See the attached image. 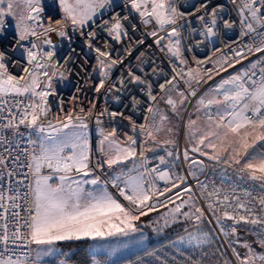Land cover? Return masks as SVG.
Here are the masks:
<instances>
[{"label":"snow or ice","instance_id":"obj_1","mask_svg":"<svg viewBox=\"0 0 264 264\" xmlns=\"http://www.w3.org/2000/svg\"><path fill=\"white\" fill-rule=\"evenodd\" d=\"M232 2L238 5L237 11L243 29L241 37L255 33L252 44L245 45L247 53L243 49L234 50V57L237 58L235 63L238 64L247 59L248 54L264 53V0ZM53 3H57V0H53ZM5 4L6 7H0V29L5 26V18L12 17L16 21L17 46L30 37L37 40L44 37L43 42L51 45V40L47 38L48 33L55 32L60 37H65L68 24H71L74 30H83L95 16L111 6L112 0H58L62 18L50 20L47 26L42 23L44 9L41 0H0V6ZM129 6L131 12L138 14L141 23L145 26L154 25L148 35L156 37L155 43L161 46L162 50L166 48L167 53L180 65H186L187 60L181 52V31L178 27L181 21L186 20V14L179 10L175 0H125V7ZM196 12L204 13L198 16L203 26L201 34H206L208 38L214 37L217 34L218 10L212 9L209 12L207 5L202 4ZM128 19V15H112L110 20H105L99 27L119 43L122 37L127 38L122 20ZM223 26L230 29L233 24L224 20ZM135 30L133 25V31ZM96 35L95 31L89 32L86 43L97 54L101 79L96 91L99 92L105 87L109 70L123 61L112 58L109 51L94 47L91 41L96 39ZM165 40L167 43L162 44ZM137 43L143 44L144 41L139 40ZM31 47L37 49L39 46L33 42ZM108 47L105 42V48ZM25 51L27 62L32 67L25 68L26 75L20 77L10 74L5 63L6 53L0 51V146H7L4 149L6 155L0 153V264H41L44 258L56 256L60 252L55 247L57 242L85 239L103 241L128 237L139 231L136 221L156 210L155 205L151 203L154 198L166 196L173 189H179L185 182L184 176H177L176 181H173L169 172L153 168L150 172L156 174L155 179L170 187L161 191L154 181L149 183L146 179L149 170L139 171L143 165L136 164L135 161L139 158L146 162L145 150L153 149H144V145L138 149L137 139L131 135L122 143L116 138V129L109 132L103 129L99 131V152L103 158L97 160L93 166L87 132V117L93 114L92 110H88L87 117L68 112L63 119L57 117L55 124L47 119L50 113L48 97L54 95L50 91L51 79L56 73H49L45 69L49 66L56 67L49 64L53 52H34L30 49ZM38 57H46V60L41 62ZM232 59L233 57H228L223 63L233 67ZM204 63L205 61H196L197 65ZM216 63L221 65L222 70H227L223 68L221 61ZM258 66L259 76L253 79L257 76L255 70ZM250 67L251 72L245 71L223 79L212 90V95L206 93L197 99L195 111L203 114L204 126L197 127L200 115H197L196 119H189L185 138L188 139L190 134L192 153L206 157L207 160L222 166L224 170L231 169L238 180L246 181L250 188L260 191L258 194H254V191L245 192V199H241L235 194V190L221 195V189L213 187L208 191L207 185H202V195L207 192L204 207L194 202L192 195L186 200L181 199L178 204L173 197H167L168 202L175 204V207L169 210L172 220L176 221L182 216L197 228L196 232L189 233L187 237H179L175 243L197 248L209 243V234L199 229L204 221L214 220L224 235L227 236L230 229L231 235L236 238L234 243L239 242L238 225L242 223L259 226L257 243L264 249V63L256 61L251 63ZM143 70L140 68V71ZM152 71L155 73L156 69L153 68ZM173 71V78L159 87L160 91L165 93L161 99L173 114H178V105L183 106L188 96L197 95V90L192 85L200 84L204 80V70L189 67L187 71H178L176 68ZM41 77L46 80L42 82ZM127 78L132 85H146L149 99L157 100L156 95L152 93V85L131 69L127 72ZM177 78L184 79V84L190 89L187 94L177 89L174 83ZM211 78V75H208V79ZM120 84L123 86L125 80L122 79ZM172 92H176L178 100L170 95ZM21 98H26L28 102L24 103ZM12 109H15V112ZM147 111L153 114L152 122L140 125L123 116V113L111 112L110 115L113 118L119 115L128 120L134 133L139 128L140 134L145 138V144L151 140L153 144L161 146L174 145L175 139H166L161 143L157 138L169 117L162 112L155 113L151 107ZM80 112L84 113L85 110L81 108ZM105 114L108 113L105 111L99 115ZM156 115H159L158 121ZM148 119L146 116L145 120ZM96 122L98 125L101 123L99 116ZM21 126L34 131L40 139H29V147L13 155L11 146L17 135H23L20 132ZM5 132L10 133L11 138L4 135ZM168 132L171 133L172 129L169 128ZM167 154L171 156L172 152L168 151ZM184 159L191 160V165H201L203 170L204 162L190 157L189 150L184 152ZM129 161H133V166L125 171L123 166ZM160 162L164 163L163 157H160ZM17 166L27 170L18 172ZM105 166L109 175L102 181L96 169L103 170ZM18 175L24 179H17ZM189 175L195 176L196 173L190 171ZM25 180L28 183L26 190L22 192L21 187ZM108 183L116 189V195L108 190ZM183 192L191 193L192 189L184 187ZM117 196L127 203H123ZM176 196L180 197L181 193L177 192ZM185 208L189 210L184 211ZM225 221L232 222L227 229ZM167 223L165 219V224ZM240 246L247 251L241 257L235 248L232 249L237 264H264V252H257L247 241ZM18 249L20 251H17ZM60 264H65V261L61 260ZM92 264L104 262L94 259ZM192 264L201 262L193 260ZM225 264L230 262L225 261Z\"/></svg>","mask_w":264,"mask_h":264},{"label":"built area","instance_id":"obj_2","mask_svg":"<svg viewBox=\"0 0 264 264\" xmlns=\"http://www.w3.org/2000/svg\"><path fill=\"white\" fill-rule=\"evenodd\" d=\"M175 2L179 10L186 14V20L181 21L178 25L181 31V36L179 37L181 40L180 47L183 57L187 60L186 65H180L174 57L167 53L166 48L162 50L161 46L155 43L156 37L148 35V33L153 30L154 25L149 24L145 26L141 23L138 14L131 12L130 6L128 8L125 7V0H113L111 6L107 7L111 9L110 12L99 17L95 23L91 24L85 30L83 35H74L70 27L67 26L65 28L66 36L62 37L61 43L58 45L45 44L43 42L44 37H41L39 40L30 37L17 46V36L6 27L0 29V51L6 53V66L10 74L14 76H24L26 75L24 69L32 67L27 62V53L25 49L43 53L47 51L53 52V57L49 64H54L56 67L49 66L45 70L49 73L51 71L55 72L59 81L62 82V85L59 89H54V80L51 79L52 88L50 91L53 92L54 95L48 97L50 113L47 119L55 124L57 117L63 119L68 112L82 114L87 117L88 110H92L93 114L87 117V132L93 166H95L97 160H102L103 158L99 152V141L101 137L98 133L101 129L105 132L116 129V138L122 143L126 142L128 136H134L137 139L136 147L139 149L141 145H144V149H146V144L144 143L145 138L140 134L139 128H137L134 133L132 125L128 120L119 115L113 118L110 113H123V116L131 118L133 122L140 125L152 122L153 114L147 111L149 107L153 108L155 113H159V105L166 106L170 110L169 106L161 99V97L165 96V93L160 91L159 86L173 78L175 75L173 71L174 68L178 71L181 69L187 71L189 67H199L204 70V80L200 84L193 83V88L197 90V95L195 97L188 96L187 98L189 100V106H191L208 87H214L219 84L222 79L237 75L238 73L245 71L251 72V63L256 61L264 63V53H255L254 55L248 54L247 59L241 60L238 64L235 63V59L237 58L234 57V50L243 49L247 53L245 45L252 44V38L255 36V33L241 37L240 33L243 29L241 28L240 17L237 11L238 5L234 4L232 0H175ZM202 4L207 5L209 12L212 9L218 10L217 34L212 38H208L206 34H201L203 32V26L198 16L204 13H197L196 9ZM112 15L129 16L128 20H122L128 34L127 38L122 37L119 43L112 40L108 33L101 30L99 27L105 20H110ZM58 19H61L60 15L54 12H42V23L45 26L48 25L50 20ZM224 20L230 21L233 27L230 29L224 28ZM133 25L136 27L135 31H133ZM38 31H42V29H38ZM92 31H95L97 34L96 39L91 41L94 47L109 51L112 58H119L123 61L122 64L114 66L109 70L105 87L99 92L96 91V87L99 85L101 79L97 67V54L94 50L90 49L86 43L87 35ZM56 34L55 32L48 33L47 38L50 39ZM159 34L166 35L165 33ZM139 40H143L144 43H137ZM33 42L39 46L37 49H32L31 45ZM105 42L108 43V48H105ZM166 43L167 40L162 42V44ZM62 49H64V51H62ZM129 51L131 52L130 55L128 54ZM141 53H143V56H141ZM228 57H233L231 61V63L234 64L233 67H229L227 63H223ZM38 59L44 62L46 57H38ZM197 60L205 61V63L197 65ZM218 60L223 64V68L227 69L226 71L222 70L221 65L216 63ZM140 68L144 70L140 71ZM153 68L156 69L155 73L152 71ZM129 69L145 79L148 84L152 85V93L156 95V101L149 99L146 85H132L128 82L127 72ZM255 71L257 76L253 77V79L259 76V66ZM61 74L63 75L61 76ZM208 75H211L212 78L208 79ZM122 79L125 80L123 86L120 84ZM184 79H186V77ZM184 79L177 78L174 83L177 85L179 91H183L187 94L190 89L184 84ZM41 80L43 82L46 78L41 77ZM168 87L170 88L171 85H168ZM41 89H43V83L41 84ZM170 95L176 99V92H172ZM21 99L24 103L28 102L26 98ZM136 101L139 103H135ZM81 108L85 110L84 113L80 112ZM12 111L15 112V109H12ZM105 111L108 114L99 115L101 112ZM213 111H215V109H213ZM97 116H99L101 121L99 125L96 122ZM146 116L149 118L148 121L145 120ZM157 118L158 115H156V120ZM20 132H22L23 135H17L11 146L13 155H16L22 149L28 148V140L32 139V136L36 134L34 131L26 129L23 126L20 128ZM4 135L11 138L10 133L5 132ZM17 144L19 145L18 148ZM5 147L7 146H0V153H4ZM186 150L188 149L184 146L183 142L180 141L174 152L175 164H173L164 153L148 155L146 150L144 153L147 158L146 162L141 161L139 158L136 159V164L143 165L139 168L141 172L149 170L146 175V179L149 183L154 181L156 187L161 191L166 187H170V185H166L163 181L156 180V174L151 173V169L157 168L159 171L169 172L171 174L170 178L173 181H176L177 176L185 177V182L181 184L179 189H173V191L167 193L166 196L154 198L151 203L155 205L156 210L150 211L148 214L175 207V204L167 201V197L169 196L173 197L178 204L181 202V199L186 200L189 195H192L194 202L204 207L207 192H204L202 195V185H207L208 191H211L213 187L221 189V195H223L224 192L231 193L235 190V194L241 199H245V192L254 191V194L259 193L260 190H253L250 188L248 182L238 180L231 169L224 170L222 166L216 165L213 161L207 160L206 157L199 156L189 150L190 157L204 162L203 170H201V165H197L198 169L190 170L189 166L191 165V160L185 161L184 159V152ZM4 154L6 155V153ZM160 157L164 158V163L160 162ZM21 159H24L22 154ZM9 166L11 167V161H9ZM26 170L27 169H20L19 166H17L18 172ZM173 170L175 174H173ZM44 171L47 172V169ZM190 171H194L196 175H189ZM96 173L101 175L102 181L106 180L109 175L106 166L103 170L96 169ZM17 179H24V177L18 175ZM27 183L28 181L25 180L24 185L21 187L22 192L26 190ZM106 186L116 195V189L111 186V183H108ZM184 187H190L192 192L184 193ZM177 192L181 193L180 197L176 196ZM117 198L122 201V198L118 196ZM122 202L125 204L127 203L124 201ZM165 204L167 206H165ZM231 223V221L224 222L226 229ZM213 227L217 231V228L215 226ZM237 227L239 229L238 234L250 237L255 241L257 246L259 245L257 243L259 239L257 235L259 226L244 225L241 223ZM248 229H250V231ZM228 232V235L231 237L230 229H228ZM17 251L20 250L18 249Z\"/></svg>","mask_w":264,"mask_h":264},{"label":"rangeland","instance_id":"obj_3","mask_svg":"<svg viewBox=\"0 0 264 264\" xmlns=\"http://www.w3.org/2000/svg\"><path fill=\"white\" fill-rule=\"evenodd\" d=\"M41 6L44 9V11L54 12L60 15V17L62 18V15L59 12V8H58V0H57V3L55 4L53 3V0H41ZM0 7H6V4ZM110 10H111L110 8H106L102 10V14H98L97 16H95L93 20L89 22V26L95 23L99 17H102L105 14L109 13ZM19 12H20V9L18 8L17 14H19ZM15 25H16V21L12 17L5 18L4 27L8 28L10 31H12L16 35ZM68 26L70 27L71 32L77 36L83 35L85 30L89 27L87 26L83 30H80V29L74 30L71 24H68ZM61 40H62V37L58 35L56 43H53L52 45L60 44ZM62 51H64V49H62ZM50 73H52V71ZM52 79L54 80L53 88L59 89L62 85V82L59 81L57 75L53 76ZM216 86L208 87L200 96L205 95L206 93L208 95H212L213 94L212 90L216 88ZM175 98L177 100L179 99L177 96H175ZM196 101H194L192 105L189 106L186 116H185V112L189 105L188 99L185 102L187 104V107L186 108L184 107L185 110L184 109L181 110L180 106H178L180 109L178 114H173L172 111H169V109L166 106L159 105L158 107L159 113L162 112L163 114L167 115L169 117V120L164 123V125L162 126L163 130L157 134V138L161 143L166 139H175L176 143L172 146H167V145L161 146V144H153L151 140H148L146 144V149H153V150L151 151L146 150L147 153H157V152L166 150L169 147H174V149L175 148L177 149V146L180 143V141L183 142L184 146L188 150H190L192 146L190 134H189L188 139L185 138L186 133H188L186 125L189 119H196L197 115H200L201 119L198 121L197 127L204 126V118L202 117V113H196L195 111ZM158 120H159V115H158L157 121ZM169 128L172 129L171 133L168 132ZM175 151L176 150L173 151L171 156L167 155L173 164L176 163L175 157H174ZM205 151H209V150L205 149ZM129 162L131 164L133 163L132 161H129ZM195 169H198L197 165H192L190 168V170H195ZM172 172L173 174H175L174 170ZM170 209L171 208L159 210L144 219L140 218V220L136 221V226L138 227L139 231L131 234L128 237L111 238V239L103 240V241L88 240L90 241V244L86 248V250H83V251L84 253H86V256L89 259V261H86V260L79 261L78 260L77 263L78 264H92V261L95 259V260L103 261L104 264H119L122 261H125L133 257L134 255L145 251L152 242L161 243L162 241H164V238L167 239L169 237V236L167 237V232L169 231V229L175 226H179L183 231L185 229H188L187 231L190 230V232H187L184 235L185 237H187L189 233H194L197 231L196 226H194L191 221L184 219L182 216L178 217L176 221H173L170 215V211H169ZM188 210H189L188 208L184 209V211H188ZM166 214L168 215L166 216ZM165 219H167L168 221L167 224H165ZM213 226L217 228V231L214 229ZM199 230L201 232H207L209 234L208 236L209 243L201 245L199 248H197L194 246H190L188 244L175 243L179 239L178 238L174 240L171 243V245L178 250L180 249L182 251H188L194 254L196 253L198 255H201V257H203L202 254H205L207 250L208 252L211 251L209 250V248L214 247V245L218 246L217 243H219L220 245H222V248L225 249L226 253L228 254L230 264H237L236 260H234L235 256L233 255V253L231 254L226 243L222 242L224 241V239L221 236L220 228L216 226L214 220L211 222L204 221V223L200 226ZM238 237H239V242L234 243L233 241H235L236 238L233 236L230 237L228 235V243H229V247H231V249L235 248L236 251L241 255V257H243V255L247 251L245 248L240 246L244 241H247L249 244H251L253 249H255L256 251H259V249H261L262 251L264 250L259 245L257 246V244H255V241L251 239L250 237H246L243 234H238ZM62 242H65V241H62ZM59 243L61 242H57L55 247H57L63 254L61 260L65 261V264H70L68 260L73 254L69 256L68 252L63 251V249L59 247L60 245ZM59 254L60 252L57 253V255ZM232 255L234 256V258ZM57 257L58 256L46 257L45 258L46 264H60L59 261H55V260H58Z\"/></svg>","mask_w":264,"mask_h":264},{"label":"trees","instance_id":"obj_4","mask_svg":"<svg viewBox=\"0 0 264 264\" xmlns=\"http://www.w3.org/2000/svg\"><path fill=\"white\" fill-rule=\"evenodd\" d=\"M185 104L183 106H180L181 110L183 109L185 110V108L187 107V104L186 106ZM174 150H176V148L174 149V147H169L166 150L157 153H164L168 155L167 154L168 151H171L173 153ZM148 154H154V153H148ZM151 214L142 216L141 219L142 218L144 219ZM187 232H190V230L183 231L179 226H175L169 229V231L167 232V237L169 236L167 239L164 238V241H162L161 243L152 242L145 251L136 254L133 257L125 261H122L119 264H192L193 260L200 261L201 264H225V261H229L228 254L226 253L225 249L222 248V245H220L219 243H217L218 246L214 245V247H210L209 250L211 251L208 252L207 250L205 254H202L203 257H201V255H198L196 253L194 254L192 252L182 251L180 249L178 250L171 245V243L174 240L178 239L181 236H184ZM221 236L224 239L226 245L228 246L230 253L232 254L233 253L232 249L231 247H229V243H228V235L226 236L221 232ZM89 244L90 242L88 240L79 241V242L74 241V242L60 244L59 247H61L63 251L66 252L70 250H74V253L70 257L68 262L70 264H78L77 263L78 260L89 261V259L86 256V253H84L83 251L86 250Z\"/></svg>","mask_w":264,"mask_h":264},{"label":"crops","instance_id":"obj_5","mask_svg":"<svg viewBox=\"0 0 264 264\" xmlns=\"http://www.w3.org/2000/svg\"><path fill=\"white\" fill-rule=\"evenodd\" d=\"M50 40H51V42H52V37L50 38ZM53 44V43H52ZM231 77V76H230ZM229 78V77H228ZM228 78H225V79H228ZM223 80V79H222ZM221 80V81H222ZM226 88L228 87V86H225ZM32 139L33 140H39L40 139V137L37 135V134H34L33 136H32ZM154 154H157V153H154ZM150 155H152V154H150ZM133 162V161H132ZM133 166V163L131 164L130 162L129 163H127L126 165H124L123 167L125 168V171H127V168H130V167H132ZM139 171H141L140 169H139ZM86 187H90V186H86ZM82 241H87V239H85V240H82ZM68 242H74V241H65V242H61V243H59V244H63V243H68ZM79 242V241H78ZM90 242V241H89ZM259 251L260 252H264V250L262 251L261 249H259ZM73 252H74V250H70V251H68V255L69 256H71L72 254H73ZM62 253H61V251H60V254L59 255H56V256H58L57 257V259L58 260H55V261H61V259H62V255H61ZM41 264H46V259L44 258V260L43 261H41Z\"/></svg>","mask_w":264,"mask_h":264},{"label":"bare ground","instance_id":"obj_6","mask_svg":"<svg viewBox=\"0 0 264 264\" xmlns=\"http://www.w3.org/2000/svg\"><path fill=\"white\" fill-rule=\"evenodd\" d=\"M57 36H58V34H56V35H54L53 37H52V43H56V41H57ZM51 43V44H52ZM147 153V152H146ZM148 154V153H147ZM148 155H150V154H148ZM108 188V187H107ZM108 190H109V188H108ZM110 191V190H109ZM111 192V191H110Z\"/></svg>","mask_w":264,"mask_h":264},{"label":"water","instance_id":"obj_7","mask_svg":"<svg viewBox=\"0 0 264 264\" xmlns=\"http://www.w3.org/2000/svg\"><path fill=\"white\" fill-rule=\"evenodd\" d=\"M188 109H189V105H188L187 110H186V112H185V116H186V114H187V112H188Z\"/></svg>","mask_w":264,"mask_h":264}]
</instances>
